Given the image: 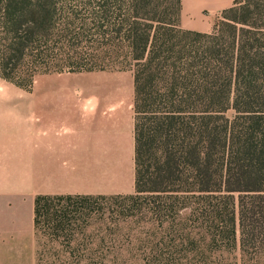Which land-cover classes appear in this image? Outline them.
Wrapping results in <instances>:
<instances>
[{"label": "trees", "instance_id": "obj_1", "mask_svg": "<svg viewBox=\"0 0 264 264\" xmlns=\"http://www.w3.org/2000/svg\"><path fill=\"white\" fill-rule=\"evenodd\" d=\"M180 16L181 0H0L2 79L31 90L44 74L134 76L135 193L36 196V236L79 252L59 264H228L237 242L242 264H264V0H237L208 33ZM112 203L129 210L113 235L137 217L128 243L103 235ZM98 204L99 242L74 246L72 213ZM142 229L150 257L133 242Z\"/></svg>", "mask_w": 264, "mask_h": 264}, {"label": "crops", "instance_id": "obj_2", "mask_svg": "<svg viewBox=\"0 0 264 264\" xmlns=\"http://www.w3.org/2000/svg\"><path fill=\"white\" fill-rule=\"evenodd\" d=\"M236 1L181 0L180 26L211 32ZM48 99L27 119L0 110V264H27L30 244L34 255L37 195L136 191L133 80L87 82Z\"/></svg>", "mask_w": 264, "mask_h": 264}, {"label": "rangeland", "instance_id": "obj_3", "mask_svg": "<svg viewBox=\"0 0 264 264\" xmlns=\"http://www.w3.org/2000/svg\"><path fill=\"white\" fill-rule=\"evenodd\" d=\"M55 1H89V0H55ZM117 1H127V0H117ZM167 1H175V0H167ZM222 16V14H221ZM221 16L216 20V22L221 18ZM112 78H116L123 83L128 82L130 79L133 80L134 76L131 70H108V71H100V72H80V73H54V74H44L39 75L35 79L34 86L31 90H25L20 88L10 82H7L0 78V110L10 111L16 110L21 113V116L27 119V116L31 115V111L33 110V105L37 106V109H44L47 106L46 101H50L48 96H56L59 94H69L73 93L74 89L79 86L83 87L88 83H96L100 82V80H109ZM98 88V87H97ZM42 111V110H41ZM232 113L230 112V115ZM112 207L107 212L108 216V231L107 233H103L106 235V240L110 244V240L113 243H128L130 240H127V234L133 229L137 228V217L133 220H130L128 223H121L120 226H123V230L112 234L109 232L110 229H113L119 226V222L123 221L125 215L128 214L129 210H125L116 207L113 203ZM104 207H107L108 204H103ZM97 209L95 211L88 210L82 211L80 213H72L75 216L79 217V220L75 222V227H82L81 232L79 231L75 234L74 238V246L80 242H91L98 243L100 240V228L102 227L101 216L102 213L100 211L101 207L98 204ZM90 213V214H89ZM88 214V215H86ZM85 224L88 226H85ZM78 225V226H77ZM135 232L134 245L139 247L143 245L146 247L145 249L148 251V256L153 255V245L150 243L152 240L154 241V237L150 235L151 231L148 229H144ZM114 233V232H113ZM138 233V234H137ZM239 237V236H238ZM137 239H141L142 243ZM31 243V241H30ZM156 243V240L153 242ZM161 247H167L166 245H162ZM68 247V238H61L58 242L52 241V237L49 236L47 231L43 230L39 236H35V246H34V255H33V247L29 246V250L26 251L27 256V264H51V262L56 261L58 264L61 261L67 260L69 258H73L79 255L77 250H71ZM23 250V249H22ZM23 254V251H21ZM146 256V257H148ZM179 256V255H177ZM241 251L239 242H237V246L233 247L231 250H228L224 253V259L228 261V264H242L241 262ZM222 256H219V258ZM34 258V259H33ZM34 261V262H33Z\"/></svg>", "mask_w": 264, "mask_h": 264}]
</instances>
